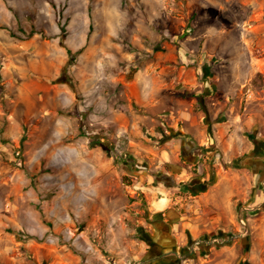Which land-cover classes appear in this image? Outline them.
Returning a JSON list of instances; mask_svg holds the SVG:
<instances>
[{"label": "rangeland", "instance_id": "obj_1", "mask_svg": "<svg viewBox=\"0 0 264 264\" xmlns=\"http://www.w3.org/2000/svg\"><path fill=\"white\" fill-rule=\"evenodd\" d=\"M262 139L264 0H0V264H264L256 204L162 255L152 204Z\"/></svg>", "mask_w": 264, "mask_h": 264}, {"label": "crops", "instance_id": "obj_2", "mask_svg": "<svg viewBox=\"0 0 264 264\" xmlns=\"http://www.w3.org/2000/svg\"><path fill=\"white\" fill-rule=\"evenodd\" d=\"M133 84H135L133 81L128 83L129 86ZM253 149L256 150L255 153L245 157L242 166L221 167L216 172H213L211 184L209 178L199 177V181L203 184L202 187L189 188L191 197L196 203L195 207L183 204V198L174 200L171 196H168L169 193H174L175 190L173 188L164 190L163 198L158 196L152 201L159 219L162 221V217L167 218L166 223H159V225L164 224L165 229H159L157 225L154 226V228H158L161 238L159 242L155 243L159 249L158 254L165 253L168 247L173 242H176L167 232L169 227L178 231L175 238L180 239L182 241L180 244L183 245L185 243L183 241H186V239L179 230L181 227L185 228V230L199 233L200 231L204 233L207 228L222 229L223 232L231 231L236 229L238 223H241L240 220L244 217V209L246 207L250 209L251 204H256L257 208H259L258 211L264 210V139L255 140L250 147V151H254ZM233 160L234 158L229 159L227 162L233 164ZM170 162L171 178H180V184L189 185L192 174L184 167L182 158H174ZM235 164L237 163L234 162ZM205 168V166H202V170H205ZM258 184L261 185L260 189ZM122 197L123 194L120 195V198ZM100 202L97 201L93 206L99 205ZM180 202L182 208L186 206L184 213H182L180 208L174 207L175 204L179 205ZM257 218V225L259 223L263 224L264 212L260 213ZM195 234L194 232L193 235Z\"/></svg>", "mask_w": 264, "mask_h": 264}, {"label": "flooded vegetation", "instance_id": "obj_3", "mask_svg": "<svg viewBox=\"0 0 264 264\" xmlns=\"http://www.w3.org/2000/svg\"><path fill=\"white\" fill-rule=\"evenodd\" d=\"M182 159H184L183 157H182ZM202 183L199 181V178H195V177H193L192 179H191V183L188 185V187L190 188V189H195V188H199V187H202ZM223 236V235H222ZM157 246V244H153V247H156ZM172 252H174V253H176L175 251H172ZM162 254H164V253H161V255Z\"/></svg>", "mask_w": 264, "mask_h": 264}, {"label": "built area", "instance_id": "obj_4", "mask_svg": "<svg viewBox=\"0 0 264 264\" xmlns=\"http://www.w3.org/2000/svg\"><path fill=\"white\" fill-rule=\"evenodd\" d=\"M249 211H251V209H248V208L246 207V208L244 209V212H246L245 215H246ZM240 222H241L244 226H247V217L245 216L243 219L240 220ZM224 240H225V239H223L222 241L224 242ZM209 243H210V242H209Z\"/></svg>", "mask_w": 264, "mask_h": 264}, {"label": "trees", "instance_id": "obj_5", "mask_svg": "<svg viewBox=\"0 0 264 264\" xmlns=\"http://www.w3.org/2000/svg\"><path fill=\"white\" fill-rule=\"evenodd\" d=\"M71 53V51H69Z\"/></svg>", "mask_w": 264, "mask_h": 264}]
</instances>
